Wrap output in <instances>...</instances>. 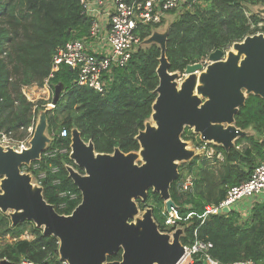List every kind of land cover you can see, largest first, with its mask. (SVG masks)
Segmentation results:
<instances>
[{
    "label": "trees",
    "instance_id": "trees-1",
    "mask_svg": "<svg viewBox=\"0 0 264 264\" xmlns=\"http://www.w3.org/2000/svg\"><path fill=\"white\" fill-rule=\"evenodd\" d=\"M257 4L264 6V0H207L177 14L168 25L166 36L169 72L182 74L187 65L202 62L210 52L226 50L247 36L264 32V19L248 10L249 5ZM161 26H142L141 40ZM88 29L89 21L80 13L79 0H0V132L14 141H24L28 129L34 128L38 112L45 110L50 149L69 152L71 132L75 129L84 142L93 144L97 153L112 154L115 149L124 154L139 151L136 137L144 130L157 97L160 48L151 45L137 49L123 68L113 70L106 78L107 90L99 94L79 86L75 70L65 65L51 73L56 50L70 40L87 37ZM47 78L52 91L56 85H62L53 109H45L49 102H30L22 93L23 87H42ZM234 125L242 131L250 130L252 135L239 138L227 151L213 146L222 154V162L195 157L180 166V170L185 167L193 176L194 189L192 193L180 191L185 177L182 174L170 185V198L180 217L176 226L184 228L180 239L183 245L193 243L195 237L211 242L210 253L220 264L247 260L264 264V200L237 206L228 214L211 215L203 222L201 219L206 205H218L229 187L245 182L264 163V99L248 95L234 115ZM63 128L67 137L59 135ZM181 137L188 139L183 134ZM243 143L244 147L237 148ZM33 164L23 171L34 179L40 171L46 173L39 184L43 199L59 215H70L80 204L81 194L66 167H75L81 174L83 170L70 160L68 153L42 159L39 170L33 169ZM49 166L57 167L58 172L51 173ZM56 180L59 185H54ZM62 191L75 193L77 199H61ZM137 203L140 211L152 209L159 231L163 232L164 201L160 194L149 189L146 199H138ZM189 214L191 218H187ZM25 224L31 223L11 227L9 218L0 213V235L15 238L0 246V259L16 264L24 257L33 264H61L55 237L44 235L31 224L30 238L18 239ZM107 260L120 261L121 252ZM193 264L205 263L197 257Z\"/></svg>",
    "mask_w": 264,
    "mask_h": 264
},
{
    "label": "water",
    "instance_id": "water-1",
    "mask_svg": "<svg viewBox=\"0 0 264 264\" xmlns=\"http://www.w3.org/2000/svg\"><path fill=\"white\" fill-rule=\"evenodd\" d=\"M166 36L167 32L159 47L156 70L159 84L151 113L156 111L154 118L158 127L153 129L147 124V129L136 137L139 149L144 147L143 165H134L132 157L127 156L136 152L124 154L115 149L112 154L97 153L91 142H84L79 132L72 130L69 158L85 174L77 173L72 166L66 167L69 178L80 191L81 202L65 216L56 213L43 199L40 186L32 191L29 176L20 170L22 165L38 160L48 146L47 141L51 143V138L46 139L43 135L47 128L45 113L27 151L0 150V176H5L0 210H17L11 216L12 227L32 221L37 227H43L44 235L55 237L61 261L68 264H178L184 255L181 230L177 229L172 239L161 234L150 210L137 225L127 223V219L137 212L134 200L144 201L148 190L153 189L166 201L167 211L175 207L169 193L170 185L179 177L175 162L193 156L180 139L183 129L193 127L201 141L217 144L227 151L234 146V140L247 135L234 125V115L246 100L242 90L264 99L263 34L247 36L242 43H233L239 55H245L239 64L234 55L224 61L227 54L222 49L208 54L209 65L200 78L203 86L199 88L204 102L192 97L195 85L192 77L204 69L200 62L186 66L182 75L189 77L183 81L181 93H176L172 81L179 80L180 73L169 72L165 56ZM61 90V84L54 87V105ZM215 123L232 126L223 128ZM221 211L230 212L228 208ZM118 252H121L120 261L107 260ZM0 264L14 263L3 260Z\"/></svg>",
    "mask_w": 264,
    "mask_h": 264
},
{
    "label": "built area",
    "instance_id": "built-area-1",
    "mask_svg": "<svg viewBox=\"0 0 264 264\" xmlns=\"http://www.w3.org/2000/svg\"><path fill=\"white\" fill-rule=\"evenodd\" d=\"M207 0H79L80 13L89 21L88 36L68 41L62 48H58L52 57L51 73L56 72L61 65H65L77 74L76 83L79 86L87 87L99 94H104L106 88V78L110 77L113 70L123 68L130 60L132 54L141 48V37L139 30L142 26L163 25L167 22L169 14L184 10H189L199 3ZM52 77V74L49 78ZM44 80L43 87L49 90L48 79ZM36 85L23 87L22 93L25 98L31 100V90ZM31 102V101H30ZM54 108V104L48 105ZM29 128L28 131H32ZM60 137H67L68 132L63 128ZM0 141L6 142L7 146L18 145L9 135L0 132ZM23 142V141H21ZM22 144V143H21ZM24 145V144H23ZM71 153L66 149L46 148L34 163L32 168L39 170V162L42 159H52L57 155ZM196 156L203 155L208 160L216 159L223 161L220 152L210 145L209 142L201 141L196 149ZM50 167L51 173L58 172L57 167ZM46 177L44 171H40L37 176V183L40 184ZM59 181H54V185H59ZM182 192L192 193L194 189V178L191 174L186 175L179 185ZM61 199L76 200L77 195L68 191L59 192ZM255 200H264V163L259 164L250 177L243 183L229 187L225 198L218 205H206L202 222L211 215L225 214L222 208L230 211L236 205L253 203ZM164 201L163 212L164 227L176 229V222L180 217L175 207L167 211ZM62 207L64 205H61ZM187 218H191L189 214ZM196 235V234H195ZM15 239V238H14ZM181 243V242H180ZM184 255L178 264H193L195 258H200L205 264H220L213 258L211 250L213 244L209 241L195 237L193 243L183 245ZM5 259H0V262ZM9 262L8 260H5ZM16 264H33L21 257ZM61 264H68L61 261ZM232 264H256L250 260L240 261Z\"/></svg>",
    "mask_w": 264,
    "mask_h": 264
},
{
    "label": "rangeland",
    "instance_id": "rangeland-1",
    "mask_svg": "<svg viewBox=\"0 0 264 264\" xmlns=\"http://www.w3.org/2000/svg\"><path fill=\"white\" fill-rule=\"evenodd\" d=\"M248 10L250 13H254V14H257L258 16H260L262 19H264V6L260 5V4H257V5H249L248 6ZM179 12V10H178ZM178 12H175L173 14H169L168 16V20L166 23H164V25H162L161 27L157 28V29H154L152 30V33L151 35L145 40V42L142 44V48H147L151 45H156L158 47H160L162 45V40L164 39V36L166 35V32H167V29H168V25L174 20V17L178 14ZM259 34H263L264 35V32H257L253 35H259ZM253 35H250V36H253ZM242 42V41H241ZM240 42V43H241ZM233 46V44L228 47L225 51L228 52L230 50V48ZM226 57V55H225ZM207 57L205 58V60H203L202 63L203 64V68H206L209 63L207 62ZM180 79V83H182L184 80H186V78H188L189 76H185V75H182V74H178ZM195 81L197 80V74H194L193 77H192ZM178 80V79H177ZM38 87V86H37ZM41 90H40V87H38V90H31V102L33 103H36L38 101H45V102H49L45 105V109H53L51 107H49L48 105L51 104L50 103V100L53 99V91L51 90L50 91V96L48 98H45L42 96V94L40 93ZM243 92V96L245 98L248 97V92L246 90H242ZM205 100L203 98H201V102H204ZM45 113V110H40L35 118V124H34V128L32 129V131H28V137L23 141V142H19V144H24V146H29V143L31 141V139L33 138V135H34V132L36 130V128L38 127V124L40 122V119L41 117L44 115ZM151 118H149L145 123H144V131L147 129L146 128V125L149 124V126H151ZM214 125H219V126H222L223 128H226L228 126H232V124H227V123H215ZM245 133H247V135L245 136H250L252 135V132L250 130L248 131H244ZM182 134L187 136L188 139L185 140L183 139L182 137H180L181 141L183 143H185V147H187V151H190L192 152L193 156L191 158H189L188 160H185V159H182V160H178L175 162L176 166H177V171H178V174H182L183 177L186 176V175H189V173L187 172V168L185 167H182L183 169L180 170V166L182 165H187V163H190L195 157H204L202 154L199 155V156H196L195 152H196V149L198 148V146L200 145V142H201V138H200V135L197 134L195 132V129L193 127H185L182 131ZM181 134V135H182ZM44 137L46 139H49V135L47 133V128H46V131H44ZM72 137V136H71ZM241 138V137H240ZM239 138H237L236 140L233 141V145L235 146V143L236 141L238 140ZM48 143V146H49V143L50 141H47ZM211 146H219L217 144H214V143H210ZM47 146V147H48ZM242 147H244V143L242 145H239L237 148L241 149ZM140 150V149H139ZM128 157H132L133 159V164L136 165V166H141L143 165V160L140 158V156L136 153H130L127 155ZM139 157V158H138ZM214 164V162H213ZM31 164H27V165H22V167L20 168V170L22 172H24L23 170L25 168H28ZM77 173H79V170H77L75 167H72ZM187 172V173H186ZM26 175L29 176L30 178V182L31 184L36 188L38 187V183L36 181V179H34L32 177V175L30 173H26L24 172ZM81 174V173H79ZM83 174L84 171H83ZM5 179V176H0V192H1V186H2V183H3V180ZM153 190V189H152ZM137 200L138 199H135L134 200V203H135V206L137 208V212L135 214H133L130 218L127 219V223L129 224H133V225H137L138 222H140L141 220H143V215L145 212H147L148 210L151 211V216H152V209L151 208H146L144 211H140L139 208H138V203H137ZM140 201H142L141 199H139ZM0 213L3 214V215H6L8 218H9V221H10V225H11V216L15 213V211L13 210H6V211H3V210H0ZM152 219H153V222L154 224L156 225L158 231H159V225L158 223L155 221V219L153 218L152 216ZM159 222H162V217H159ZM27 223H31L33 227L37 228V229H40L42 232H43V227H37V225L32 222V221H25ZM23 222V223H25ZM31 224H25L23 227H22V230L23 232L21 233V236L18 238V239H29L30 236H31V230H32V226ZM12 227V225H11ZM163 232L159 231L161 234H166L170 237V239H172V236H173V233L177 230V229H180L181 232H182V235L181 237L184 235V228L180 225H177L176 226V229H174V231H172L171 228H166V227H163ZM180 237V239H181ZM15 241L14 238H12L9 234H4V235H0V246L6 244V243H10V242H13Z\"/></svg>",
    "mask_w": 264,
    "mask_h": 264
},
{
    "label": "bare ground",
    "instance_id": "bare-ground-1",
    "mask_svg": "<svg viewBox=\"0 0 264 264\" xmlns=\"http://www.w3.org/2000/svg\"><path fill=\"white\" fill-rule=\"evenodd\" d=\"M242 43V42H241ZM226 57H225V60H227V57L229 55H234L236 56L239 60H238V64L240 63V59H243L245 57V55H239V51L238 49L236 48V46L233 44V46L230 48V50L228 52H226ZM206 70L207 68H204L202 71L200 72H197V80L195 81V85H194V89H193V92H192V97H196L198 99H201L202 98V93L199 92V88L203 86V84L201 83L200 81V78L203 74L206 73ZM174 74V73H173ZM171 74V75H173ZM176 75V74H175ZM173 75V77L175 76ZM178 78H175V80L172 81V84L174 85L175 87V90H176V93L177 94H180L181 93V90H182V86H183V83H180L179 80H177ZM155 114H156V111L153 110V114L151 115V126L153 129H156L158 127L157 125V120L154 118L155 117ZM8 144L6 142H3V141H0V150L2 151H7L8 150H12L14 152H17V153H23L25 151L28 150V147L27 146H24L23 144H18V145H14V146H7ZM185 149H188L187 147H185ZM144 151V147H141L140 150L138 152H136V154H138L140 156V158L143 160V163H145L144 161V158H143V155H142V152ZM139 158V157H138ZM31 184V182H30ZM32 185V184H31ZM32 191H34V186L32 185ZM4 192L2 191L1 194H3ZM14 211V210H13ZM15 212H17V210H15ZM19 212V211H18ZM153 264H157V263H153Z\"/></svg>",
    "mask_w": 264,
    "mask_h": 264
},
{
    "label": "crops",
    "instance_id": "crops-1",
    "mask_svg": "<svg viewBox=\"0 0 264 264\" xmlns=\"http://www.w3.org/2000/svg\"><path fill=\"white\" fill-rule=\"evenodd\" d=\"M33 91L34 90H38V87H33V89H32ZM40 90H41V94H42V96L43 97H45V98H48L49 96H50V91H51V89H50V87H49V90L46 88V87H40ZM246 204H247V202H245V203H243V204H239V205H236V207H235V209L237 208V206H240V207H244V206H246Z\"/></svg>",
    "mask_w": 264,
    "mask_h": 264
}]
</instances>
